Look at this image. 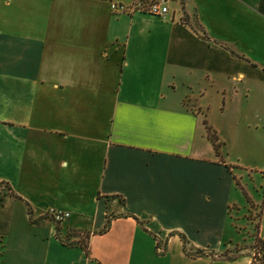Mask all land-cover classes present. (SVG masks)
<instances>
[{"label":"crops","instance_id":"crops-1","mask_svg":"<svg viewBox=\"0 0 264 264\" xmlns=\"http://www.w3.org/2000/svg\"><path fill=\"white\" fill-rule=\"evenodd\" d=\"M135 2L0 0V264H251L221 258L236 181L203 120L224 143L213 111L236 133L263 108L264 0L111 8Z\"/></svg>","mask_w":264,"mask_h":264},{"label":"rangeland","instance_id":"rangeland-1","mask_svg":"<svg viewBox=\"0 0 264 264\" xmlns=\"http://www.w3.org/2000/svg\"><path fill=\"white\" fill-rule=\"evenodd\" d=\"M170 5L173 6L172 2ZM263 59L262 57H258L257 61L264 63ZM236 107L237 103L234 102L233 109H236ZM259 107L261 108L256 103L245 107L248 115L242 124L243 127L238 128V132L236 133H232L231 130L228 131L224 116L218 109L213 111L210 116L211 121L223 126L221 127V133L226 138V142L220 146L219 153L223 157V160L233 167V177H235L239 184L238 187L234 183L232 200L236 206L230 209V224L234 235L233 242L237 246H249L251 244L255 226L258 224L259 203L263 200L264 138L261 137L263 135L261 128L264 127V114L257 116L256 112L260 110ZM251 112L253 114L250 117ZM260 112L264 113V104ZM237 119L241 122L239 117ZM242 190L254 203V206H250L247 203L246 198L242 194ZM73 233L75 232L71 231V234ZM74 241L76 242L78 240L75 239ZM82 242L85 243L86 240L84 239ZM237 246H233L230 250L226 251L224 253L226 254L225 256H237ZM243 253L251 255L252 251L247 249Z\"/></svg>","mask_w":264,"mask_h":264},{"label":"trees","instance_id":"trees-1","mask_svg":"<svg viewBox=\"0 0 264 264\" xmlns=\"http://www.w3.org/2000/svg\"><path fill=\"white\" fill-rule=\"evenodd\" d=\"M199 32L201 33L202 38H206L205 35L202 33V30H200ZM203 122L205 125L204 127H205V130L207 132L208 139L211 142L210 144L212 145L217 156H220L219 148L222 145V142L219 141V139L216 135V132L211 128V126H209L206 117L203 120ZM227 169L230 170L231 167H227ZM235 181H236V179H235ZM235 183L239 187L238 182L236 181ZM7 190L11 196H16L11 192V189L7 188ZM242 194L246 198L247 203L250 206H252V205L254 206V203L246 196V194L243 192V190H242ZM263 198H264V190H263ZM262 206H263V202H261L259 204L258 224H256V226H255L254 233L252 236L253 239L251 240L252 241L251 244L249 246H246V245L237 246L238 247L237 253L239 254V255L237 254V256L235 255L233 257H228V256H225L226 254H223V255H221V258H223V259H235L236 258L237 259L238 257H240L243 254V251L250 249L252 251V254L249 255L251 257V264H264V239L259 237V222L261 221ZM111 219H112V217L109 215L107 222H106V225L104 226V228L102 229L100 234H104V233L108 232L110 225H111ZM54 223H55L56 229H57L56 236L64 245L71 246V247H73V246L81 247L84 249L85 253L87 255H89V250H90L89 249V234H83L82 235L81 233H78V231H74L75 233L71 234L72 230H70L66 234L65 237H62L61 236V233H62L61 223L62 222H54ZM75 239H77L78 241L75 242L74 241ZM84 239L86 240L85 243L82 242V240H84ZM182 244H183L184 251L188 252L187 243L183 237H182ZM189 253H190L189 255H191L193 257L200 256V255L204 254L200 250H196L193 253H191V252H189Z\"/></svg>","mask_w":264,"mask_h":264},{"label":"built area","instance_id":"built-area-1","mask_svg":"<svg viewBox=\"0 0 264 264\" xmlns=\"http://www.w3.org/2000/svg\"><path fill=\"white\" fill-rule=\"evenodd\" d=\"M168 0H136L135 4L131 6L111 4V8L117 14H148L149 16L165 19L169 14ZM49 218L54 222H64L70 217L69 213L62 211L50 210L48 213Z\"/></svg>","mask_w":264,"mask_h":264}]
</instances>
